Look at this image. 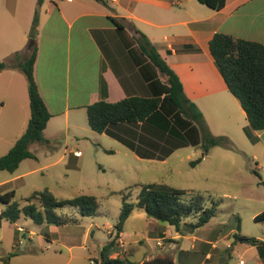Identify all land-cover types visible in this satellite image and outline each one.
<instances>
[{"label": "crops", "instance_id": "1", "mask_svg": "<svg viewBox=\"0 0 264 264\" xmlns=\"http://www.w3.org/2000/svg\"><path fill=\"white\" fill-rule=\"evenodd\" d=\"M37 2L0 0V62L15 54L22 58L31 54L29 35ZM38 17V36L33 41L35 77L52 115L49 124L55 136L66 130L73 132L75 140L81 136L99 145L118 141L147 162L161 156L165 163L166 150L200 147L182 146L178 141L170 147L169 135L148 123L118 124L102 134L86 127L87 107L101 100L165 97L167 79L137 41L144 34L178 75L210 133L232 142L249 139L246 113L219 73L209 44L215 34L223 33L264 45V0H227L221 11L198 0H44ZM22 75L15 69L0 72V93L4 94L0 120L16 119L19 128L28 126L31 117ZM19 91L21 96L16 94ZM9 99L13 108L7 114ZM254 138L262 139L264 149V130L254 132Z\"/></svg>", "mask_w": 264, "mask_h": 264}, {"label": "rangeland", "instance_id": "2", "mask_svg": "<svg viewBox=\"0 0 264 264\" xmlns=\"http://www.w3.org/2000/svg\"><path fill=\"white\" fill-rule=\"evenodd\" d=\"M22 78L30 115L28 83L24 75ZM16 94L21 96L22 92ZM12 108L9 99L6 113ZM19 124L16 119L0 120V158L26 132L27 124L23 128ZM56 135L48 122L43 132L46 142L30 147L34 158L24 160L14 173L0 170V193L14 191V201L21 206L34 192L45 189L60 199L92 195L98 199L99 213L84 217L67 207L59 215L77 219L76 224L38 225L25 215L17 221L2 217L6 205L0 202V264H99L102 249L112 240H116L117 249L110 258L126 260L124 264H142L149 259L171 264H262L256 247L236 243L233 237L237 234L264 241V223L255 221L264 212L262 139L244 137L232 142L228 138L233 147H213L205 157L201 146L166 150L168 156L162 163L161 156L155 162L140 161L118 141L99 145L81 136L75 140L73 132L66 130ZM168 138L170 147L178 144L176 137ZM135 147L134 143L133 151ZM198 159L199 163L191 164ZM144 185L202 195L208 206L217 202V213L194 234L187 233L183 224L182 235L175 227L135 209L123 233L117 235L124 196H128V203L136 204Z\"/></svg>", "mask_w": 264, "mask_h": 264}, {"label": "trees", "instance_id": "3", "mask_svg": "<svg viewBox=\"0 0 264 264\" xmlns=\"http://www.w3.org/2000/svg\"><path fill=\"white\" fill-rule=\"evenodd\" d=\"M43 1L38 0L37 2L29 35L31 41L36 40L38 36V14ZM198 1L212 10L221 11L226 6L227 0ZM109 20L120 27L115 18ZM137 41L143 52L167 79L169 86L166 88L165 97H130L114 103L105 100L96 102L87 107V118L91 129L102 134L107 132L111 126L118 124L148 123L161 132L176 137L182 146H201L203 157L213 147H233L227 137H215L210 133L202 113L185 95L180 78L162 59L149 39L144 34H140ZM209 47L215 65L229 91L240 102L246 113L249 125L245 128V133L249 139L253 140L254 132L264 130V45L217 33L210 41ZM36 60L37 47L33 46L27 58L15 54L9 60L0 62V72L15 69L25 76L31 111L26 132L14 147L0 158L1 171L14 173L24 160L34 158L30 151L33 144L46 142L43 132L52 115L41 96L36 81ZM200 161L198 159L191 164L195 165ZM256 175L260 176L258 172ZM14 196V191L0 193V202L6 205L1 216L12 221H17L21 215H25L38 225L61 227L78 222L75 218L59 215L58 212L67 207L77 210L84 217L95 216L99 213L98 199L92 195L60 199L50 190L45 189L36 191L25 199L24 206L14 201ZM127 198V195L123 198L122 212L116 226L117 235L123 233L126 220L135 209L144 211L149 217L159 222L175 227L183 235L185 233L183 224L187 228V233L194 234L196 230L211 221L218 207L215 201H211L208 206V199L202 195L164 186H142L136 204L128 203ZM255 221L264 223V212L257 215ZM233 237L236 243L256 247L260 258L264 261V241L237 234ZM116 249V240L104 246L101 252V264H124L126 260L110 258Z\"/></svg>", "mask_w": 264, "mask_h": 264}, {"label": "flooded vegetation", "instance_id": "4", "mask_svg": "<svg viewBox=\"0 0 264 264\" xmlns=\"http://www.w3.org/2000/svg\"><path fill=\"white\" fill-rule=\"evenodd\" d=\"M142 264H171L169 261H166V260H161V259H159L158 261H156V262H144V263H142Z\"/></svg>", "mask_w": 264, "mask_h": 264}, {"label": "water", "instance_id": "5", "mask_svg": "<svg viewBox=\"0 0 264 264\" xmlns=\"http://www.w3.org/2000/svg\"><path fill=\"white\" fill-rule=\"evenodd\" d=\"M34 45V42L32 41L31 44L29 45V48H32Z\"/></svg>", "mask_w": 264, "mask_h": 264}, {"label": "built area", "instance_id": "6", "mask_svg": "<svg viewBox=\"0 0 264 264\" xmlns=\"http://www.w3.org/2000/svg\"><path fill=\"white\" fill-rule=\"evenodd\" d=\"M78 155H80V154L78 153ZM158 245H160V243H158Z\"/></svg>", "mask_w": 264, "mask_h": 264}]
</instances>
